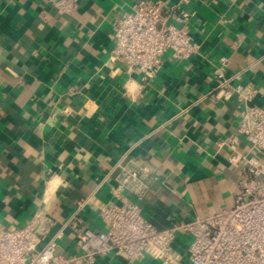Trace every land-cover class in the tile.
I'll return each mask as SVG.
<instances>
[{"label":"crops","instance_id":"crops-1","mask_svg":"<svg viewBox=\"0 0 264 264\" xmlns=\"http://www.w3.org/2000/svg\"><path fill=\"white\" fill-rule=\"evenodd\" d=\"M52 0H0V225L24 226L44 208L51 237L77 203L84 226L104 230L98 206L113 194L122 168L148 185L135 200L155 228L202 218L233 206L247 152L235 99L213 102V66L228 60L264 109V0H162L193 12L189 31L199 48L176 60L166 51L156 75L142 79L110 61L113 22L139 0H78L63 13ZM43 240V241H44ZM190 236L172 249L186 263ZM57 252L75 253L69 228ZM110 253L95 264H159Z\"/></svg>","mask_w":264,"mask_h":264},{"label":"built area","instance_id":"built-area-1","mask_svg":"<svg viewBox=\"0 0 264 264\" xmlns=\"http://www.w3.org/2000/svg\"><path fill=\"white\" fill-rule=\"evenodd\" d=\"M51 3L71 14L78 0ZM193 16L180 2L166 6L162 0H139L113 22L110 61L122 64L128 75L136 70L142 79H149L160 70L166 51L176 60L191 57L199 48L189 31ZM227 66L225 56L213 66L215 85L209 98L213 102L235 99L240 105L238 132L247 152L231 145L230 163L242 166L232 207L157 229L142 216L138 203L124 195L141 199L148 187L144 174L122 168L113 189L118 202L98 206L104 230L84 226L80 215L84 199L61 230L44 240L54 223L42 207L20 228L0 225V264H95L98 257L110 253L128 261L149 255L159 264H264V109L252 102L254 87L241 83L240 72L227 75ZM64 228L71 230L77 248L69 255L56 251ZM179 232L190 236L186 263L172 249Z\"/></svg>","mask_w":264,"mask_h":264}]
</instances>
